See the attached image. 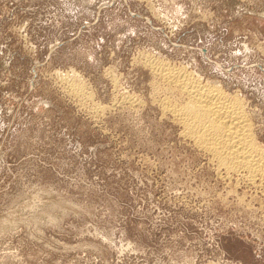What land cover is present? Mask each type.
Wrapping results in <instances>:
<instances>
[{"label":"rangeland","instance_id":"rangeland-1","mask_svg":"<svg viewBox=\"0 0 264 264\" xmlns=\"http://www.w3.org/2000/svg\"><path fill=\"white\" fill-rule=\"evenodd\" d=\"M149 61L242 99L264 146V0H0V264H264V190Z\"/></svg>","mask_w":264,"mask_h":264},{"label":"bare ground","instance_id":"bare-ground-1","mask_svg":"<svg viewBox=\"0 0 264 264\" xmlns=\"http://www.w3.org/2000/svg\"><path fill=\"white\" fill-rule=\"evenodd\" d=\"M149 63L168 85L179 88L187 97L186 105L182 107L170 106L172 102L169 101L168 104L162 102L167 113L185 128V137L213 157L221 175L240 176L264 190V146L258 142L242 99L230 96L218 84L204 85L194 73L159 61ZM78 86L75 91L82 92V86Z\"/></svg>","mask_w":264,"mask_h":264}]
</instances>
